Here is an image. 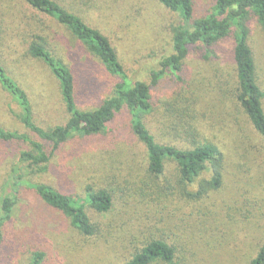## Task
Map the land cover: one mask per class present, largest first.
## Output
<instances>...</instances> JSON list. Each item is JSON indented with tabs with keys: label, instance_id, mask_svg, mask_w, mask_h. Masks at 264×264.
Listing matches in <instances>:
<instances>
[{
	"label": "trees",
	"instance_id": "16d2710c",
	"mask_svg": "<svg viewBox=\"0 0 264 264\" xmlns=\"http://www.w3.org/2000/svg\"><path fill=\"white\" fill-rule=\"evenodd\" d=\"M19 1L42 20H36V24L32 25L22 21V28V19L14 16L10 7L3 3L0 7V43L9 42L10 52H16L23 44L25 57L41 61L48 67L59 85L68 119L62 125L49 128L40 126L28 93L0 65V86L20 108V113L13 111V115L38 138L35 140L27 133L0 126V142L25 143L29 146V150L21 152L9 167L1 189L0 250L4 245L7 226L15 223L21 191L31 189L46 205L62 213L73 229L88 240H99L108 228L98 223L95 217L111 215L123 197L128 199L122 206L125 215L139 217L141 214L140 219H145L154 227L163 224L166 215L175 218L181 213L188 216L186 221L191 220L189 217L198 216L200 229L207 228L209 224L212 228L207 240L204 237L197 239V247L189 248L183 239L171 241L159 227L156 230L144 224L141 228V233L145 234L144 241L140 247H135L130 259L123 264H199L203 255L210 254L214 250L211 242L215 243L216 227L221 221L219 217L225 213L226 206L223 208L224 205L220 207L218 203H209L212 193L219 192L226 184L231 152H226L224 147L208 137L207 124H212L205 121L207 119L202 117L199 110L206 95H201L200 89L193 90L190 79L183 76V72L193 48H206V57L210 59L215 47L225 42L231 44L235 82L216 84L214 88H218L208 96L220 102L230 101L238 110L239 114L232 117L234 123L230 122L232 127L242 125L240 119L244 121L241 129V134L246 137L244 153L250 155L248 150L252 148L253 162L263 170V184L260 195H254V187H244L247 203L241 215L246 220L257 217L256 206L262 204L258 201H262L260 196H264V64L257 58L252 41L255 30L258 33L264 31V0H211L209 8L198 18L195 17V0H157L181 21L171 28L172 53L158 61L157 70H152L150 81L134 80L128 75L109 37L85 20L79 0ZM10 18L17 23V28L7 21ZM58 28L77 40L79 51L89 56L85 59L87 72L88 69L101 68L117 80L109 95L103 99L96 98L85 109L80 108L77 102L80 80L55 48V44L67 46L63 36L58 35ZM0 53L1 58L6 60L5 51L0 50ZM84 75L89 77V74ZM163 83H175L176 86L180 83L182 86L179 85L165 102L163 118L157 125L148 122V118L157 114L153 91ZM124 116L127 117V125L121 127L120 120ZM236 134H240L239 129ZM106 137L113 139L112 144L120 148V153H128L125 161L111 158L113 164L110 163V166L105 161L101 172L113 171V175L107 177L106 184L101 183L103 179H98L92 185L88 184L83 194L74 196L41 181L48 174L55 154L63 146L72 140L92 144ZM124 140L130 144L122 142ZM133 145L136 147L134 153L130 148ZM123 162L126 174L120 183L119 175L117 177L113 169L123 165ZM245 168L243 162L237 165L242 175L240 170ZM35 178L40 181H35ZM208 214L213 215L216 225H211ZM258 217H264V212ZM153 230L158 235L152 233ZM212 232L214 234L211 235ZM221 236H224V242L232 239L231 234ZM218 246L215 245V248ZM255 246V251L247 256L244 264H264V237L258 238ZM44 256V253H35L31 264H41Z\"/></svg>",
	"mask_w": 264,
	"mask_h": 264
},
{
	"label": "rangeland",
	"instance_id": "374dc122",
	"mask_svg": "<svg viewBox=\"0 0 264 264\" xmlns=\"http://www.w3.org/2000/svg\"><path fill=\"white\" fill-rule=\"evenodd\" d=\"M67 1L76 2V0ZM210 2L211 0H195L196 18L209 8ZM3 3L10 7L14 16L22 19L20 21L22 28V21L32 25L36 24V20H42L19 0H0V7ZM78 3L82 12L84 10L85 20L109 37L132 79L150 81L151 72L157 70L158 61L172 53L171 28L179 25L181 20L157 0H86L85 3L89 5L79 0ZM7 21L17 28V23L13 19L10 18ZM253 27L257 29L256 26ZM57 33L63 36L67 46L55 44V48L80 80L77 102L80 108L85 109L93 104L96 98L103 99L109 95L117 80L101 68L88 69V73L85 59L89 56L79 51L77 40L62 28H58ZM4 42L0 43V50L5 51L7 59L3 60L0 53V65L4 66L28 93L37 123L44 128L64 124L68 114L60 95L59 85L48 67L41 61L25 57L23 44L17 48L16 52H10L9 42H5V45ZM252 45L257 58L264 64V31L260 33L258 30L254 31ZM212 54V57L208 59L206 48H193L183 72V76L190 79L193 90L200 89V94L206 95L199 110L203 114L202 117L207 119L205 121L212 124V126L207 124L208 137L218 142L226 152H231L229 159L231 165L226 184L219 192L212 193V200L209 203L210 205L218 203L220 207L224 205L223 208L226 206V210L224 216L219 217L221 221L216 227L215 243L211 242L214 250L210 254L203 255L199 264H244L247 256L255 251L256 240L264 237V217H258V214L264 212V196H260L262 201H258L262 204L256 206L257 217L246 220L241 215L247 203L244 187H254V195H260L263 170L253 162L252 148L248 150L250 155L244 153L246 137L245 134H241L244 126L243 119L238 117L242 125L232 127L234 123L232 117L239 114L238 110L230 101L220 102L208 96L218 88H214L216 84L235 82L231 44L220 43ZM84 73L89 74V77H86ZM262 76L264 77V69ZM180 83L177 86L175 83H163L154 89L153 98L157 114L149 117L148 122L152 121L158 125L163 118L165 102L171 98L172 92L179 85L182 86ZM167 85L176 87L171 88ZM13 111L20 113V108L10 94L0 86V126L11 131L27 133L38 140L34 133L27 130L15 118ZM120 124L121 127L127 125L126 116L121 118ZM238 129L240 134L237 136ZM103 140L100 142L95 140L92 144L82 140H72L55 154L48 174L41 181L74 196L83 194L84 188L98 179H103L101 183L106 184L107 177L109 175L111 177L113 171L101 172L105 161L109 166L110 163L113 164L111 158L125 161L128 153H120V148L117 145L113 146L111 137ZM126 140L122 142L129 145L130 142ZM130 148L132 150H129L133 153L136 151L134 145ZM26 150H29V146L25 143L0 142V195L9 167L16 162L21 152ZM102 152L104 155H99ZM241 162L246 165L245 169L240 170L244 175L237 169V165ZM114 168H116L113 169L115 175L117 177L119 175V182L122 183V177L126 174L125 162ZM38 180L35 178V181ZM119 195L122 196L121 193ZM127 200L123 197L121 203L116 205L114 212L108 217L103 218L100 215L95 217L98 223L107 225L108 228L103 231L99 240H88L73 229L62 213L46 205L34 190H22L14 217L15 223L9 224L5 230V241L0 250V264H31L35 253L45 254L41 264H123L130 259L135 247H140L144 241L145 234L141 233L144 224L153 226L152 228L156 230L159 227L171 241L183 239L189 248L197 247L195 242L197 239L203 237L206 239L210 236L212 230L210 224L207 228L200 229L198 216L189 217L191 220L186 221L188 216L180 215L181 213H178L175 218H168L166 215L165 222L154 227L145 219H140L141 214L139 217H132L133 214L125 215L122 206ZM132 211H134L133 208ZM207 218L214 226L213 215L208 214ZM156 230L152 233L158 235ZM230 234L232 239L224 242V236L221 235L230 236ZM212 238L214 239V236ZM215 245L219 246L215 248Z\"/></svg>",
	"mask_w": 264,
	"mask_h": 264
}]
</instances>
